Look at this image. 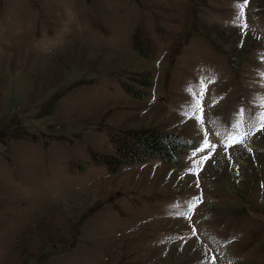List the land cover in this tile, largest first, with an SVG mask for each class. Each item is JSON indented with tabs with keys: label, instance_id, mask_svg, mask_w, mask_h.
<instances>
[{
	"label": "rangeland",
	"instance_id": "374dc122",
	"mask_svg": "<svg viewBox=\"0 0 264 264\" xmlns=\"http://www.w3.org/2000/svg\"><path fill=\"white\" fill-rule=\"evenodd\" d=\"M238 2L0 0V264H264V130L227 139L261 110L264 0ZM145 127L198 147L110 171Z\"/></svg>",
	"mask_w": 264,
	"mask_h": 264
},
{
	"label": "trees",
	"instance_id": "16d2710c",
	"mask_svg": "<svg viewBox=\"0 0 264 264\" xmlns=\"http://www.w3.org/2000/svg\"><path fill=\"white\" fill-rule=\"evenodd\" d=\"M111 140L110 153L103 154L102 158L112 172L124 164L145 162L152 158L181 166L180 157L184 152L198 147V141L192 137L162 132L155 127L125 129L112 136Z\"/></svg>",
	"mask_w": 264,
	"mask_h": 264
},
{
	"label": "snow or ice",
	"instance_id": "6c2138e0",
	"mask_svg": "<svg viewBox=\"0 0 264 264\" xmlns=\"http://www.w3.org/2000/svg\"><path fill=\"white\" fill-rule=\"evenodd\" d=\"M249 0H243L242 3L238 2L237 3V20H241L245 13H244V8L245 6L248 4ZM244 27H246V25H243ZM261 76H264V73H261ZM214 82V78H212V80L209 81V83ZM199 87L201 89H203L205 87V85L201 84L199 85ZM202 93H197V96H200ZM256 103L258 104L259 108L261 109L259 112H257L256 114H254V116L251 118V124H250V128H251V133L249 132H237L236 128H233L231 132L227 133V139L231 144H236V143H243L245 137H247L249 134H255L256 132H259L261 130H264V96L259 97L256 101ZM189 108L193 111V112H201L202 108H201V101L199 98L193 100L190 105ZM244 110L241 109L240 113L243 114ZM185 115H188V112H185ZM195 119L197 121H200L202 119V117L200 116H196ZM258 125V126H257ZM236 136V138L234 139L233 136ZM215 147L214 145H210L209 141L207 139V137L204 138L202 145L200 146V148L197 149V151H202L204 148H208V147ZM193 155H195V152L193 153ZM209 156H204L201 159L202 160H207L210 158ZM198 168H191L189 169V171L191 172H196L198 171ZM190 207H195V205H190Z\"/></svg>",
	"mask_w": 264,
	"mask_h": 264
}]
</instances>
